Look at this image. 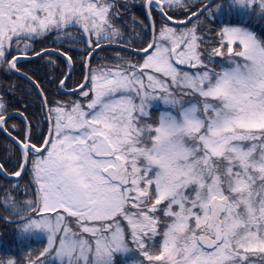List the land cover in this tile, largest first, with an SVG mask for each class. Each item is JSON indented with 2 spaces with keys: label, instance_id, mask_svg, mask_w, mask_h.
<instances>
[{
  "label": "snow or ice",
  "instance_id": "snow-or-ice-1",
  "mask_svg": "<svg viewBox=\"0 0 264 264\" xmlns=\"http://www.w3.org/2000/svg\"><path fill=\"white\" fill-rule=\"evenodd\" d=\"M257 24L264 0H0V209L46 233L0 264H264Z\"/></svg>",
  "mask_w": 264,
  "mask_h": 264
},
{
  "label": "trees",
  "instance_id": "trees-1",
  "mask_svg": "<svg viewBox=\"0 0 264 264\" xmlns=\"http://www.w3.org/2000/svg\"><path fill=\"white\" fill-rule=\"evenodd\" d=\"M239 19L240 18L238 17L236 20L225 18L220 22V19H218L216 16L215 22L217 24H223L224 22L232 23ZM254 27L258 34L264 33V27L262 28L261 25L257 24ZM0 83H2V81H0ZM8 187L9 185L7 181L4 178H0V200L3 199L4 190H6ZM6 215L7 214L2 209H0V260H6L9 258L13 260H21L29 251V249L45 244V240L43 238L19 235L16 225L12 223H6L5 219H3V217H6Z\"/></svg>",
  "mask_w": 264,
  "mask_h": 264
},
{
  "label": "rangeland",
  "instance_id": "rangeland-1",
  "mask_svg": "<svg viewBox=\"0 0 264 264\" xmlns=\"http://www.w3.org/2000/svg\"><path fill=\"white\" fill-rule=\"evenodd\" d=\"M223 16H227V18H229L230 20H236L237 17L239 18V16H237L235 14L229 15L228 12L226 13V15H223ZM223 16H221V12L219 14H217V17L220 20ZM229 23L230 22H228L226 24H229ZM261 27L263 28L264 26H261ZM17 232L19 235H22V236L43 238L45 240V243H46V233L43 230H40V229H32V230L18 229ZM139 259H140L139 256L134 251H129L127 253L117 252V253L113 254L112 264H133L134 261H137Z\"/></svg>",
  "mask_w": 264,
  "mask_h": 264
},
{
  "label": "flooded vegetation",
  "instance_id": "flooded-vegetation-1",
  "mask_svg": "<svg viewBox=\"0 0 264 264\" xmlns=\"http://www.w3.org/2000/svg\"><path fill=\"white\" fill-rule=\"evenodd\" d=\"M226 11L224 9L221 10V16L226 15ZM227 18V16H223L220 21H223V19ZM225 21V20H224ZM225 23V22H224Z\"/></svg>",
  "mask_w": 264,
  "mask_h": 264
},
{
  "label": "clouds",
  "instance_id": "clouds-1",
  "mask_svg": "<svg viewBox=\"0 0 264 264\" xmlns=\"http://www.w3.org/2000/svg\"><path fill=\"white\" fill-rule=\"evenodd\" d=\"M23 230V229H22Z\"/></svg>",
  "mask_w": 264,
  "mask_h": 264
}]
</instances>
